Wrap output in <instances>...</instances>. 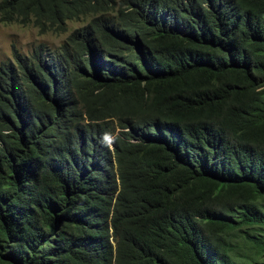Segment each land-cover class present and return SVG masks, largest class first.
<instances>
[{
	"label": "trees",
	"instance_id": "1",
	"mask_svg": "<svg viewBox=\"0 0 264 264\" xmlns=\"http://www.w3.org/2000/svg\"><path fill=\"white\" fill-rule=\"evenodd\" d=\"M61 36L0 62V264H264V0H0Z\"/></svg>",
	"mask_w": 264,
	"mask_h": 264
},
{
	"label": "rangeland",
	"instance_id": "2",
	"mask_svg": "<svg viewBox=\"0 0 264 264\" xmlns=\"http://www.w3.org/2000/svg\"><path fill=\"white\" fill-rule=\"evenodd\" d=\"M82 25L79 22L69 23L70 31L67 34L55 36L53 34L41 35L32 26L5 25L0 22V62L12 58L14 47L24 55L31 54L39 46L58 49L65 42L68 35Z\"/></svg>",
	"mask_w": 264,
	"mask_h": 264
},
{
	"label": "clouds",
	"instance_id": "3",
	"mask_svg": "<svg viewBox=\"0 0 264 264\" xmlns=\"http://www.w3.org/2000/svg\"><path fill=\"white\" fill-rule=\"evenodd\" d=\"M14 25V24H13ZM69 36V35H68ZM16 47H14V49H15ZM17 49V48H16ZM18 50V49H17ZM19 51V50H18ZM13 52H14V50H13ZM20 52V51H19ZM12 57H13V54H12ZM10 59V58H9ZM8 60V59H7Z\"/></svg>",
	"mask_w": 264,
	"mask_h": 264
}]
</instances>
